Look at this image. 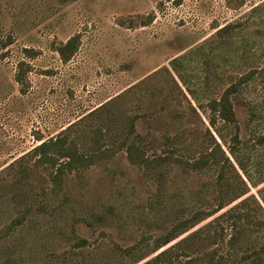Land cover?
<instances>
[{
    "label": "rangeland",
    "instance_id": "obj_1",
    "mask_svg": "<svg viewBox=\"0 0 264 264\" xmlns=\"http://www.w3.org/2000/svg\"><path fill=\"white\" fill-rule=\"evenodd\" d=\"M247 74L232 97L238 142L224 126L222 140L205 103ZM131 119L142 163L121 144ZM61 135L103 150L57 185L27 152ZM220 173L243 193L220 200ZM189 218L182 261L252 264L242 256L264 242V0H0V264H143Z\"/></svg>",
    "mask_w": 264,
    "mask_h": 264
},
{
    "label": "trees",
    "instance_id": "obj_2",
    "mask_svg": "<svg viewBox=\"0 0 264 264\" xmlns=\"http://www.w3.org/2000/svg\"><path fill=\"white\" fill-rule=\"evenodd\" d=\"M228 27L229 24L222 26L217 31H224L228 29ZM77 41V36H72L65 42L57 46L56 50L59 53L62 61L67 62L70 60V58L73 56L77 49ZM186 57L187 54L176 56L172 59V63L175 66L177 63L185 60ZM249 77L250 74L238 76L235 81L231 82L223 89V91L219 94L218 97L213 96L209 98L208 101L205 103V106L209 111L208 123L214 129L218 137L222 140L224 139V137L221 128L224 126L233 128L234 133L232 135V140L236 143L238 142L239 126L235 115L232 97L240 91L241 86L249 79ZM16 80L18 82L21 81V77L17 76ZM182 81L185 83V80L182 79ZM218 123H220L222 126L219 127ZM133 124L134 120H129L127 128L128 133L126 132V138L121 142V144L125 148L128 157L132 162L142 163L143 161H145V155L143 153L144 151L141 147V144H139L134 137H131L132 131L134 129ZM94 141L95 142L93 144V148L96 151L94 153H87L83 150L77 149L75 145H71L72 142L67 143V137H65L64 135L58 136L55 139H40L39 144L29 150L27 154L37 156L36 161H44L52 165L54 171L51 178H53L55 184L59 185L61 179L63 178V175L67 171L77 170L93 163V161L95 160L94 154L99 153L101 149L103 150V147L101 148L102 143H100L97 138H94ZM214 143L216 146L220 147L219 143L215 139ZM233 148V146H229V151L237 160ZM51 150H53L54 153H51ZM104 155H110V152H104ZM211 159L212 158H210L208 155H203L197 160L190 162V165L193 168H202ZM225 160L228 161L229 158L225 157ZM238 163H240V165L242 166L240 160H238ZM223 176L224 175L220 173L218 178L220 200L222 201L224 198H226L225 195L228 192H233L235 190L241 189L240 185L233 181H230L229 178H223ZM239 193L242 194L243 192H241L240 190ZM197 216L198 213H195L194 217ZM249 216L250 213L247 212L236 214V217H243L246 218V220H248ZM22 219L23 216H18L13 221V224L21 223ZM193 222V218L178 222L166 233L155 237L151 245L150 255L152 256L146 259L143 264H196L198 261L203 259L200 258V256L188 258L184 261L180 260L179 258V249H182V251H185L184 249H195L194 247L196 245L193 242V237H195V235H187L185 237H180L184 229L183 227H185L186 224L188 225V223L191 224ZM257 227L258 230L256 231H259L264 237V220H260L259 222H257ZM243 232L244 228L241 227V225H237L234 229V233H232L230 237V241L236 242L237 240L241 239ZM178 237H180V239L174 241ZM127 252H129V249H127ZM241 259H249L252 264H264V242L259 246L258 249L251 250L250 253H246L244 256H242Z\"/></svg>",
    "mask_w": 264,
    "mask_h": 264
}]
</instances>
